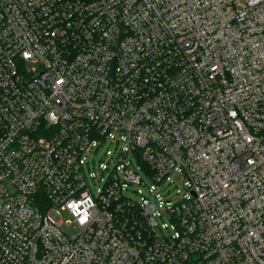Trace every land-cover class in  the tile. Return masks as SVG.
Listing matches in <instances>:
<instances>
[{
  "label": "built area",
  "instance_id": "1",
  "mask_svg": "<svg viewBox=\"0 0 264 264\" xmlns=\"http://www.w3.org/2000/svg\"><path fill=\"white\" fill-rule=\"evenodd\" d=\"M0 264H264V0H0Z\"/></svg>",
  "mask_w": 264,
  "mask_h": 264
},
{
  "label": "rangeland",
  "instance_id": "2",
  "mask_svg": "<svg viewBox=\"0 0 264 264\" xmlns=\"http://www.w3.org/2000/svg\"><path fill=\"white\" fill-rule=\"evenodd\" d=\"M106 148H109V149H112L113 150V145H111L110 143H107L106 145H105V147L103 148V150L101 151V157L103 158V160H105V158L103 157V153H104V149H106ZM105 163H106V161H104ZM97 166H98V163L95 161V163H94V168H95V170H97ZM91 168H93V167H91ZM173 178H174V180H176V184H177V187H175L174 186V184H172L170 187V191H171V194H175V192H177L178 190H180V188H181V186H180V184H181V180L178 178V176L177 175H174L173 176ZM144 181H145V184L148 186L149 184H150V182H149V180L148 179H144ZM139 189H141L143 192H145V189L142 187V188H139ZM135 199H137L138 200V198L137 197H135ZM61 216H62V218L64 219V220H67L68 219V215L66 214V213H64V212H62L61 213Z\"/></svg>",
  "mask_w": 264,
  "mask_h": 264
}]
</instances>
